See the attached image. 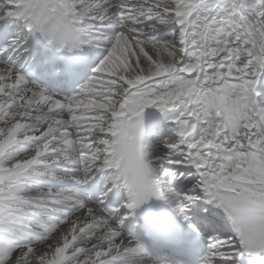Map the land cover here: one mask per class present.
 <instances>
[{"label": "bare ground", "instance_id": "6f19581e", "mask_svg": "<svg viewBox=\"0 0 264 264\" xmlns=\"http://www.w3.org/2000/svg\"><path fill=\"white\" fill-rule=\"evenodd\" d=\"M232 1L235 5L242 6L237 0ZM18 2L19 0H0V14H4L1 19L14 12V6ZM63 2L75 19L77 15L78 20L84 22V29L91 44L95 58L92 71L95 74L85 90L91 96L86 99L79 96L68 98L67 95L64 97L53 95L43 88L26 84V81L12 69L0 65V264H169L150 258L140 243L123 231L124 222H112L101 214L95 205L87 202L81 191L71 189V184L85 182L91 173H97L111 165L114 143L122 135L121 128L127 121L144 118L145 114L152 110L165 109L168 112L166 117L175 115L174 118L166 120L167 123H171V130L172 127L180 126L175 132L170 131V135H166L168 136L166 140L178 138L182 142L165 144L170 150L169 154H166L173 160L172 162H164L161 151L157 150L159 152L157 153L156 148L151 147L150 151L154 152L151 156L153 162L162 168L167 164H173L174 167L177 166V170L181 166L189 170L197 165L195 163L197 162V168L193 169L194 173L187 180L192 176H201L200 181L198 178V185L216 181L221 187V181L226 179L232 189L241 193H249L250 189L256 188L264 195V129H262L264 110L257 109V103L264 105V100L261 98L257 102L259 90L254 91V87L264 81V57L260 55L256 45L252 46L255 36L249 34L247 30V36L241 45L245 44L249 49L243 51L242 47L231 48L236 36H241L240 27L238 30L237 25L233 27L222 22L220 25L210 24L204 31L203 37L211 58H205L206 53H202V56L198 55L201 60L203 59L202 65L199 63L196 65L193 61L188 62L191 58L200 61L197 52H189L191 46H198L197 35L191 24L202 19L199 12H193L190 18L182 13L186 16L185 19H189L188 30L177 33L180 31L177 29L179 26L176 28L175 23H168L167 27L159 30L157 34H149L150 40L157 35L160 37L157 39L173 35L179 38L182 35L179 46L170 45L171 40H167L163 48L165 51L160 52L156 51L157 48L151 45V42L147 45L143 44L141 39H135L138 33L133 27L138 24L136 22L140 12L131 6L132 0H63ZM165 9L167 11L165 17L171 16L167 7ZM219 9L217 8L218 11ZM238 14L245 19L247 17L241 10ZM210 18L211 16L205 17V20ZM88 20L93 22L88 23ZM129 22H132L131 27H128ZM110 29L113 30L112 35L103 31ZM127 29L131 33H128ZM237 32L239 33L236 34ZM146 37L148 38V35ZM215 41L220 45L214 46L217 53L211 55L209 50ZM249 51L252 60L245 59ZM164 55L168 56L167 59L163 58ZM231 60L233 63H229ZM163 65L174 66V70L180 66L182 76L172 72L164 73ZM187 65L196 68L198 74L196 77H194L196 74L192 78L185 76L184 69ZM228 71L235 74L237 79L231 73L227 74ZM147 73L151 75L147 76ZM229 75L234 79L229 80ZM253 75L256 77L254 81L246 80V77ZM222 78L221 85L214 83ZM205 81L209 82L207 87L203 86ZM162 85H167V89H158V86ZM220 95L222 100L225 96H230L231 101L224 99V103ZM197 96L200 102H191L192 98ZM204 96L207 102L203 105L205 113L209 114L213 110L222 112L220 123L216 128L212 130L210 128V132H202L197 126L194 134H187L190 126L188 121L190 107L197 106L196 104L201 107ZM238 97L240 101L247 98V102L245 104L238 102ZM227 101L229 108H226ZM179 117L188 118L183 119V122H176L173 126V122ZM222 124H225L223 129L220 127ZM244 125L252 128V132ZM242 126L248 129L245 131H249L246 132L249 134L243 133ZM164 129L160 131L161 135L167 133ZM199 132L202 134L199 135ZM187 137L189 141L185 143ZM190 139H194V142ZM154 142L155 145L159 143ZM195 142L196 147H193ZM190 145L193 148H189ZM233 145L235 154L223 161L224 151L231 150ZM28 146L36 147L33 149L35 151H27L25 147ZM182 146L183 148L188 146L190 154H186L181 149ZM197 147L199 148L197 153L190 151ZM92 148L94 152L89 153ZM64 151H69L70 155H64ZM82 151L84 152L81 153ZM183 154L186 156L184 160L176 159ZM189 157L195 158L194 163L188 164ZM53 159L64 163L60 165L62 176L55 181L57 189L51 191L48 189L49 184L39 182L43 181V177H56L52 170L57 172V168L51 170L45 167ZM239 160L242 161L240 165ZM237 166L240 172L232 174ZM159 170L158 173H161V168ZM175 182L184 183L186 180L176 178ZM199 189L202 192L201 185ZM197 193H193L190 198L197 203L203 202V197ZM72 194H78V197L75 199ZM170 195L177 196L174 192ZM189 201L190 199L188 203ZM185 203L184 206L188 208L189 205ZM193 205L188 213L194 210ZM77 207L82 210L76 213H67L64 210ZM61 214H67L68 219L65 221L60 219ZM29 215L38 217L42 222H35L27 217ZM181 217L191 219L187 215ZM41 223L52 229L46 230L44 234L46 237L42 239L40 236L44 235H33L24 229L25 227L28 231L42 229ZM21 239L31 244L26 243L22 246ZM17 241H20L21 245ZM221 249L226 251V256L213 257L210 264L217 262L238 264L239 254L230 257L231 253L227 246ZM138 259L142 261L138 263Z\"/></svg>", "mask_w": 264, "mask_h": 264}, {"label": "rangeland", "instance_id": "374dc122", "mask_svg": "<svg viewBox=\"0 0 264 264\" xmlns=\"http://www.w3.org/2000/svg\"><path fill=\"white\" fill-rule=\"evenodd\" d=\"M133 3L131 6H133L134 9L137 8V12H140V17H138V20L136 23V25H134V29L136 30V33H138L135 37V39H141L144 43L143 44H147V43H150L151 42V45H153L155 48H157L156 51H165L163 50L164 46H165V42L167 40H171L170 42V45H177L179 46L180 45V42H181V38H182V35L179 36V38H177V36L175 37V35H173V37H166V38H163L162 39H157V38H160L158 37L159 35H157L156 38L154 39H151L150 40V35L149 34H157L159 32V30H161L162 28L164 27H167V24L168 23H175V27L177 28V26H179L177 29H180V31H178L177 33L181 32V30H188L189 27H190V22H188V18H190L191 14L193 12H199L200 14V18L202 19H199L198 21H194L191 26L192 28L195 30L196 32V38H197V45L196 47L194 46H191L190 47V50L189 52L192 53V52H197V58L199 57V60L197 62V59H193L191 58L190 60H188V62L192 63L191 61L195 62L196 65L199 63L200 65L203 64V59L201 60L200 56H202V53L205 54V58H209L210 56L208 55V52H207V49H208V45L206 44V40L205 38L203 37L204 36V31H206L208 25H220L222 22H224V24L226 25H230V26H236L238 27V30H239V27H240V31H241V36H236V39L234 42H232L231 44V48H237V47H242V50L245 51L247 48L249 49L248 46H246L245 44H242L241 45V42L242 40L244 39V37L247 36V33H246V30L249 32V34H253L255 36V38H253L252 40V46L255 47V45L258 47V49L260 50V55L262 57H264V0H237L238 3L242 6H237L235 5V2H233L232 0L228 2V0H132ZM145 1H147V3H145ZM205 2V3H204ZM224 2V3H223ZM187 5H186V4ZM185 4V5H184ZM205 4V5H204ZM209 4V5H208ZM212 4V5H211ZM221 4V5H219ZM226 4V5H225ZM229 4V5H228ZM149 5V6H148ZM145 8H144V7ZM148 6V7H147ZM153 6H155L153 8ZM167 9L171 12V16H167L165 17V12L166 11V7ZM187 8H185V7ZM237 6V8H236ZM144 10H143V8ZM241 7V8H240ZM244 7V8H243ZM151 8V9H150ZM217 8L219 9V11L217 10ZM229 8V9H228ZM146 9H147V12H146ZM182 9V10H181ZM233 9V10H232ZM226 10V11H225ZM241 10L243 12V15H246V19L241 17L239 14H238V11ZM152 11V12H151ZM182 11V12H181ZM185 13V15L187 14L188 18H186V16L182 13ZM221 12V13H219ZM227 12V13H225ZM144 13V14H143ZM211 13V14H210ZM231 13V14H230ZM138 13H136V16H137ZM182 14V16H181ZM202 14V15H201ZM219 16H217V15ZM238 14V15H237ZM209 17L211 16L210 19H207L205 20V17ZM151 17V18H150ZM180 19H177L179 18ZM228 17V18H227ZM232 17V18H231ZM259 17V18H258ZM218 18V19H217ZM230 18V19H229ZM180 20V22L178 21ZM233 20V21H232ZM227 21V22H225ZM237 21V22H236ZM240 21V22H239ZM189 24H188V23ZM234 22V24H233ZM236 22V23H235ZM209 23V24H208ZM249 23V24H248ZM241 24V25H239ZM132 25V22H129V26L128 27H131ZM188 25V26H187ZM200 25V26H199ZM203 27H202V26ZM239 25V26H238ZM253 25V26H252ZM186 26V27H185ZM199 26V27H198ZM243 26H247L246 29H244ZM249 27V28H248ZM198 28V29H197ZM200 28V29H199ZM219 31V28L217 29ZM216 30V32H218ZM243 30L245 32H243ZM251 30V31H250ZM175 31V30H174ZM203 31V32H202ZM112 31H109V34H111ZM127 32L128 33H131L130 31H128L127 29ZM161 33V32H160ZM239 32H237L236 34H238ZM199 34V35H198ZM201 34V35H200ZM243 34V35H242ZM148 35V38L146 37ZM199 38V39H198ZM149 39V40H148ZM176 39L174 42L172 40ZM201 39V41H200ZM204 39V40H203ZM203 40V41H202ZM205 41V43H204ZM203 44H199V43ZM237 44V45H236ZM148 45V44H147ZM169 45V46H170ZM207 45V46H206ZM217 45V46H216ZM220 44L218 41H215L214 44H211V47H218ZM237 46V47H236ZM205 47V48H204ZM210 47V48H211ZM214 47V48H215ZM165 48H168V47H165ZM159 49V50H158ZM202 49V50H201ZM201 51V53H200ZM200 55V56H198ZM207 56V57H206ZM167 55H164L163 58H166L167 59ZM221 56H218V58H220ZM211 58V57H210ZM214 57H212L213 59ZM245 59L246 60H252V54L251 52L249 51L246 55H245ZM202 61V62H201ZM232 61V60H231ZM229 61V63H233V61L231 62ZM187 62V63H188ZM231 65V64H229ZM202 67V66H201ZM158 68V67H157ZM162 68H165V71L164 73H176V74H180L181 75V69H180V66H177L174 70V66H166V65H163ZM174 70V71H173ZM177 70V71H176ZM199 71V68L197 70V73ZM158 72V71H157ZM156 72V73H157ZM150 73V71H149ZM147 73V76H150L151 74ZM228 73H231L235 79H237L236 75L233 74L231 71H228ZM198 74H196L194 77H196ZM264 75V73H263ZM182 76V75H181ZM221 77H226V76H221ZM192 78V77H191ZM233 78V79H234ZM242 79V77H240ZM248 81H254V79H256V77L253 75V76H249V77H246ZM190 79V78H189ZM263 79H264V76H263ZM230 80V79H229ZM241 81V80H240ZM235 82V81H234ZM232 82V83H234ZM204 83V82H203ZM206 83V84H205ZM205 83L203 84L204 87H207L209 85V82L207 83L205 81ZM243 83V82H242ZM229 85V83H228ZM199 86V85H198ZM264 91V90H263ZM235 90L232 91V93H234ZM193 93H197L198 92H193ZM221 93H224V91H221ZM226 94V93H225ZM223 95V94H222ZM240 97V96H239ZM239 97L237 98V101L238 102H241L243 104H245L247 101H244V98L243 100L241 99V101L239 100ZM204 98V97H203ZM202 98V106L200 107L198 104H196L197 106H192L190 107V116L189 118L188 117H179L177 120H175L173 122V126L176 124V122L180 121V122H183V119H186L188 118V121L190 123V126H189V129L187 131V134H192V133H195V131L197 130L196 127L199 126L201 131L204 132V131H209L210 128L211 130L213 128H216L217 125H219L218 123H220V117H221V114L222 112H215V110H213L212 112H210L209 114H206L205 113V108H203L207 102L204 101V99ZM220 99L222 100V97L220 95ZM226 100H229L231 101V97L230 96H225ZM223 99V100H224ZM264 100V98H262ZM222 100V101H223ZM229 101L226 102V105L229 104ZM191 102L193 103H199L200 100H199V96L197 97H193ZM262 102V101H260ZM224 103H225V100H224ZM223 103V104H224ZM224 105V106H226ZM262 105V109L261 110H264V105L263 104H260ZM203 108V109H202ZM226 108H229L228 105L226 106ZM259 110V109H258ZM218 111V110H217ZM227 111V109L224 111V114L225 112ZM200 112V113H199ZM208 113V112H207ZM174 115V114H173ZM175 117V115H174ZM173 117V118H174ZM216 117V118H215ZM256 117V116H255ZM262 117V116H261ZM215 119V120H214ZM211 120L215 121V122H212ZM209 121V122H208ZM224 122V120H223ZM118 123V122H116ZM215 124V125H214ZM183 125H185V123H183ZM250 125V124H249ZM245 127H249L248 125H244ZM244 126H242V128L245 130H248L247 128H245ZM257 126V124H256ZM182 127V126H181ZM264 129V125L262 126ZM250 128V127H249ZM163 129V128H162ZM204 129V130H203ZM223 129V128H221ZM251 129V132H252V128ZM161 130V129H160ZM210 130V131H211ZM209 131V132H210ZM241 131H243L241 129ZM243 133H246V132H249V131H245ZM250 132V133H251ZM200 134H202L201 132H199ZM161 134V133H160ZM246 134H249V133H246ZM166 135H170L169 133H163L162 136H164V138H162V136L160 137L159 135V143L158 144H154L155 142H153V146L154 148H156V151H161L160 154H161V158L163 159L164 162H172L173 160L171 158H169V156L167 154H169V149H167V147H165V144H168V145H172L173 143H176V142H182L181 139H175L173 140L172 138L171 141L170 139L169 140H166L168 138V136ZM166 137V138H165ZM242 136H240L241 138ZM246 141V140H245ZM243 141V142H245ZM171 143V144H170ZM233 143V142H232ZM247 144V143H246ZM186 145V144H184ZM244 146V144H243ZM158 147H160L161 149H158ZM193 147H196V142L193 144ZM191 145L189 148H193ZM27 151H35L33 149H35L36 147H32V146H28V147H25ZM187 148L188 146H186L185 148H183L182 146V150L183 151H187ZM189 148H188V151H189ZM198 148V147H197ZM199 149V148H198ZM169 150V151H168ZM195 150V149H194ZM193 150V151H194ZM204 150V149H202ZM200 151V153H202L203 151ZM157 151V153H159ZM198 151V150H197ZM165 152V153H164ZM62 153V152H60ZM83 153V152H81ZM167 153V154H166ZM189 153V152H188ZM194 153V152H193ZM190 154V153H189ZM214 154V152L212 153ZM65 155H68V152L65 153ZM159 156V155H158ZM183 156L182 155H179L177 156L176 159H178L179 161H182V158ZM186 157V156H185ZM48 158H50V156H48ZM58 158V157H57ZM184 158V157H183ZM190 158V157H189ZM188 158V159H189ZM170 159V160H169ZM197 159V158H196ZM201 161V160H200ZM64 162L63 161H60V160H57V159H53V161L48 164L47 166H45L46 168L48 169H53V168H57V172H54L52 170V172L55 174L56 177H43V181H40L39 184H49L48 186V189L51 190V191H54V189L56 188L57 189V184L55 185V181H57V178L58 177H61L62 176V173H61V169H60V165L63 164ZM198 166V163L195 162ZM210 163V162H208ZM190 164V163H188ZM165 165V164H164ZM77 166V165H75ZM157 167V169L159 170L161 168V173L160 174H157L160 182H161V185L163 186V188L166 190V192L169 194V196H171L170 198L171 199V203L172 205L177 208V210H179L181 212L182 215H187V214H183L185 213L184 209L186 210H189L191 209V205H189L188 203V199H192L190 198V196L192 195L191 192H193L194 194H196V192H198L197 194H201L200 190L199 191H196L197 190V186L196 184H198V182L196 183L195 182H191L188 184V186H185L187 185V178L192 174H190L186 179L185 178H180V179H185L186 182L184 183H179V185H183V186H179L177 187L176 184H174V181L176 180L177 176L176 174L173 175V173H175L177 170L176 167L173 166V164H167L166 166H163V168L159 165V164H156L155 165ZM160 166V167H159ZM180 168V167H179ZM178 168V169H179ZM247 168V167H246ZM186 170V167H184V171H181V172H178L179 174H183ZM160 171V170H159ZM183 172V173H182ZM203 174V173H202ZM199 178V181L201 180V176H198ZM54 182V183H52ZM174 184V185H173ZM55 185V186H54ZM192 190V191H191ZM171 192H174L175 194H177V196L173 197L172 195H170ZM61 196V195H60ZM200 196V195H199ZM175 199V200H173ZM187 200V201H186ZM193 200V199H192ZM197 200V199H195ZM187 202V203H185ZM195 202V201H194ZM176 203H179V205H176ZM184 203L189 205L188 208H186L184 206ZM82 210V209H81ZM183 212V213H182ZM31 219H33L35 222L37 223H40L42 222L41 219H39L38 217L36 216H27ZM42 225V229H36V231H33V230H27L26 227L24 228L25 231L29 232L30 234H36V235H44L45 234V231L46 230H52L50 229L49 227H46L43 223H41ZM64 224L62 223V226ZM105 225V224H104ZM61 226V225H60ZM59 226V227H60ZM56 231V230H55ZM54 233V232H53ZM43 237H46V235L44 236H40V238L42 239ZM22 240V239H21ZM17 243L19 245L20 244V241H17ZM27 243L28 244H31L29 241L27 240H22V246H25Z\"/></svg>", "mask_w": 264, "mask_h": 264}, {"label": "water", "instance_id": "95a60500", "mask_svg": "<svg viewBox=\"0 0 264 264\" xmlns=\"http://www.w3.org/2000/svg\"><path fill=\"white\" fill-rule=\"evenodd\" d=\"M211 52H212L213 54H215V50H214V49H212Z\"/></svg>", "mask_w": 264, "mask_h": 264}]
</instances>
